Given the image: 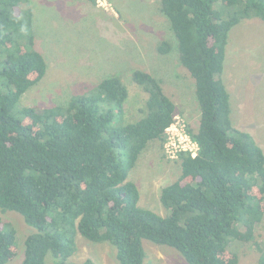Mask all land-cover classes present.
I'll list each match as a JSON object with an SVG mask.
<instances>
[{
  "label": "trees",
  "instance_id": "trees-1",
  "mask_svg": "<svg viewBox=\"0 0 264 264\" xmlns=\"http://www.w3.org/2000/svg\"><path fill=\"white\" fill-rule=\"evenodd\" d=\"M160 10L200 108L197 128L187 126L197 156L181 153L178 179L161 190L167 216L141 207L129 180L149 143L163 146L174 123L176 105L162 81L132 73L148 96L136 122L124 118L129 90L118 75L65 106H21L47 63L35 48L30 1L0 0V211L19 213L36 230L22 264H46L49 253L56 264H95L69 260L77 234L112 244L120 264H146L144 240L176 249L188 264H239L232 243L255 241L264 219V150L233 126L222 74L231 30L244 20L264 22V0H161ZM172 49L170 41L158 46L163 55ZM17 253L16 229L0 220V264Z\"/></svg>",
  "mask_w": 264,
  "mask_h": 264
},
{
  "label": "rangeland",
  "instance_id": "rangeland-1",
  "mask_svg": "<svg viewBox=\"0 0 264 264\" xmlns=\"http://www.w3.org/2000/svg\"><path fill=\"white\" fill-rule=\"evenodd\" d=\"M34 12L35 48L42 53L47 71L42 80L21 98L20 105L50 107L66 105L76 94L88 92L105 78L118 75L127 85L124 107L127 122L145 115L147 94L132 80L135 70L151 73L162 81L165 93L176 105V115L189 128L199 125L200 108L195 82L179 61L178 45L161 0H29ZM162 41L173 49L163 55ZM222 79L230 93L234 127L249 132L264 150V22L253 18L235 26L230 34ZM177 160L165 153V143L150 142L129 174L140 191L139 205L167 216L160 201L161 190L178 179ZM0 220L17 231L18 253L7 264H22L25 240L36 232L22 215L0 211ZM71 262L91 259L95 264H120L116 248L92 243L77 234ZM146 264H188L176 249L144 240ZM264 248V219L257 226L255 241L233 242L239 264H258ZM46 264H56L49 253Z\"/></svg>",
  "mask_w": 264,
  "mask_h": 264
},
{
  "label": "built area",
  "instance_id": "built-area-1",
  "mask_svg": "<svg viewBox=\"0 0 264 264\" xmlns=\"http://www.w3.org/2000/svg\"><path fill=\"white\" fill-rule=\"evenodd\" d=\"M199 146L187 131V125L177 115L174 123L166 130L165 153L171 160H178L183 152L196 157Z\"/></svg>",
  "mask_w": 264,
  "mask_h": 264
}]
</instances>
